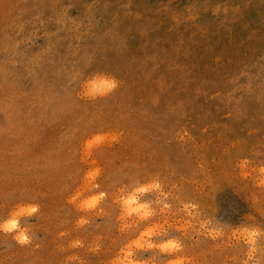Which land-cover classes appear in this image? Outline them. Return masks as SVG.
<instances>
[{
	"label": "rangeland",
	"instance_id": "rangeland-1",
	"mask_svg": "<svg viewBox=\"0 0 264 264\" xmlns=\"http://www.w3.org/2000/svg\"><path fill=\"white\" fill-rule=\"evenodd\" d=\"M0 264H264V0H0Z\"/></svg>",
	"mask_w": 264,
	"mask_h": 264
}]
</instances>
